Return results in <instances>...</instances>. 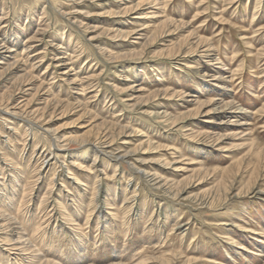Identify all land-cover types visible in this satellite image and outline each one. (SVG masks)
<instances>
[{"label": "rangeland", "instance_id": "1", "mask_svg": "<svg viewBox=\"0 0 264 264\" xmlns=\"http://www.w3.org/2000/svg\"><path fill=\"white\" fill-rule=\"evenodd\" d=\"M0 264H264V0H0Z\"/></svg>", "mask_w": 264, "mask_h": 264}, {"label": "bare ground", "instance_id": "2", "mask_svg": "<svg viewBox=\"0 0 264 264\" xmlns=\"http://www.w3.org/2000/svg\"><path fill=\"white\" fill-rule=\"evenodd\" d=\"M18 249V248H17ZM21 250V249H20Z\"/></svg>", "mask_w": 264, "mask_h": 264}]
</instances>
